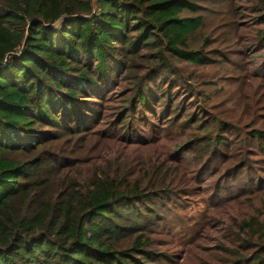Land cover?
I'll return each instance as SVG.
<instances>
[{"label":"trees","instance_id":"obj_1","mask_svg":"<svg viewBox=\"0 0 264 264\" xmlns=\"http://www.w3.org/2000/svg\"><path fill=\"white\" fill-rule=\"evenodd\" d=\"M253 8L264 48V0ZM240 16L236 0H0V264H171L156 248L158 230L183 218L181 195L203 197L178 174L181 164L169 167L171 153L111 162L99 174L66 170L85 164L79 150L90 142L130 136L141 112L173 114V125L187 118L173 94L180 65H210L203 46L236 43ZM188 78L216 88L213 78ZM247 88L264 99L263 78ZM115 89L123 111L104 129ZM198 118L186 120L194 137L188 150L177 148L181 157L226 147L227 132L196 136ZM245 136L262 142L264 130ZM254 165L244 159L222 170ZM241 231L247 237L224 251V263L204 255L195 264H264V203Z\"/></svg>","mask_w":264,"mask_h":264},{"label":"rangeland","instance_id":"obj_2","mask_svg":"<svg viewBox=\"0 0 264 264\" xmlns=\"http://www.w3.org/2000/svg\"><path fill=\"white\" fill-rule=\"evenodd\" d=\"M236 3L241 14L237 42L226 48L216 44L203 46L214 61L205 67L181 64V88L173 91L182 99V108L189 110L187 118L199 117L201 128L196 136L227 132L224 149L211 154L206 149L197 148L181 157L177 148L189 149L186 140L193 139L195 126L186 124L187 118L173 125L175 115H170L169 119L157 109L152 116L149 110L141 112L132 122L134 128L130 136L119 135L108 142H90L79 150L80 160L85 164L78 167L79 163L66 170L68 177H75L80 172L99 174L106 171L111 162L116 165L126 162V166L141 164L147 158L158 162V158L168 157L171 153L169 167L177 168L181 164L178 174L191 190L203 196L181 195L183 218L178 215L165 228L158 230L163 243L156 248L171 257V264L199 263L204 255L214 260L221 258L224 251L239 244V236L247 237L243 231L236 233L237 226L256 214L257 208L264 203V151L259 148L260 144L264 146V141L250 140L245 136L251 129L264 130V99L259 98L258 92L254 95L247 88L250 83L258 87L260 79H264V48L254 39L261 25L253 8L254 0H236ZM190 73L197 78H213L216 88L202 87L191 81L188 78ZM191 88L198 92L194 97L186 93ZM108 98L104 129L111 128L125 102L120 89H115ZM124 133L121 131V135ZM244 159L256 165L250 169L238 167L239 170L230 173L222 170L223 166L232 167ZM220 261L224 263L225 259Z\"/></svg>","mask_w":264,"mask_h":264},{"label":"built area","instance_id":"obj_3","mask_svg":"<svg viewBox=\"0 0 264 264\" xmlns=\"http://www.w3.org/2000/svg\"><path fill=\"white\" fill-rule=\"evenodd\" d=\"M0 67H3V64H1Z\"/></svg>","mask_w":264,"mask_h":264}]
</instances>
